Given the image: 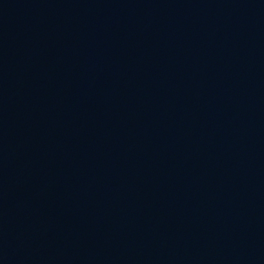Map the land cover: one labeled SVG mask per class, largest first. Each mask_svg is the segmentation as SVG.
Instances as JSON below:
<instances>
[{
    "label": "water",
    "instance_id": "1",
    "mask_svg": "<svg viewBox=\"0 0 264 264\" xmlns=\"http://www.w3.org/2000/svg\"><path fill=\"white\" fill-rule=\"evenodd\" d=\"M0 264H264V0H0Z\"/></svg>",
    "mask_w": 264,
    "mask_h": 264
}]
</instances>
